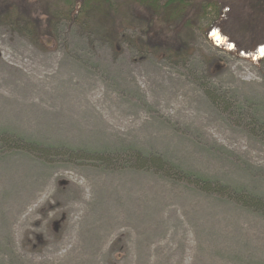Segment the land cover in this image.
<instances>
[{
  "label": "rangeland",
  "instance_id": "obj_1",
  "mask_svg": "<svg viewBox=\"0 0 264 264\" xmlns=\"http://www.w3.org/2000/svg\"><path fill=\"white\" fill-rule=\"evenodd\" d=\"M2 1L0 264H264V0Z\"/></svg>",
  "mask_w": 264,
  "mask_h": 264
},
{
  "label": "trees",
  "instance_id": "obj_2",
  "mask_svg": "<svg viewBox=\"0 0 264 264\" xmlns=\"http://www.w3.org/2000/svg\"><path fill=\"white\" fill-rule=\"evenodd\" d=\"M63 5L66 7V11L63 12V16L66 18H73L77 20L78 16H87L88 13H97L101 17L102 20L97 21L99 29L106 30L108 27H111L112 20L109 16H113L115 13V9L113 7V3L111 0H61ZM132 2L137 3L140 7L145 9L152 10V16L156 17L158 14H167L166 12L169 10L172 12L171 16H175V20L179 19V17L183 14L185 7H187L190 3H187L188 0H166L165 3L160 4L159 0H131ZM211 5H215L214 2L210 3ZM94 5V6H93ZM4 6L6 8H4ZM4 8V9H3ZM0 19L4 18V20L10 19L11 23L16 16L17 20L20 21L27 14L20 13L18 8L12 3H5L0 0ZM62 12V11H61ZM162 12V13H161ZM62 14V13H61ZM65 14V15H64ZM85 14V15H84ZM204 14L203 9H199L196 13L198 18L202 17ZM170 18L169 16H167ZM107 27V28H106Z\"/></svg>",
  "mask_w": 264,
  "mask_h": 264
}]
</instances>
